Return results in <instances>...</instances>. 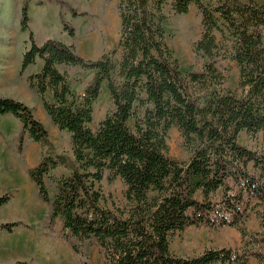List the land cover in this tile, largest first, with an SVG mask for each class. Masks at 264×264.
Returning a JSON list of instances; mask_svg holds the SVG:
<instances>
[{"label":"trees","instance_id":"trees-1","mask_svg":"<svg viewBox=\"0 0 264 264\" xmlns=\"http://www.w3.org/2000/svg\"><path fill=\"white\" fill-rule=\"evenodd\" d=\"M31 1L22 7L21 29L29 40L20 74L44 60L42 71L27 82L52 122L71 135L74 159L56 151L47 128L25 103L0 97V114L21 122L20 151L26 134L45 149L28 173L51 206L50 228L60 219L66 241L95 239L107 264H250L251 257L264 264V234L254 251L248 245L241 253L206 249L184 258L170 249L171 236L190 226L236 227L246 238L243 224L252 204L264 201V147L251 149L239 141L246 132L261 134L264 142V5L257 0H118V47L91 60L80 56L74 44L55 39L38 44L29 25ZM192 5L203 25L196 53L208 61L201 71L185 73L165 23L170 16L187 14ZM62 24L75 38L74 27L63 18ZM118 51L121 59L115 63ZM222 56L239 67L240 96L225 88L217 66ZM60 65L94 71L82 94L73 92ZM105 84L114 109L93 129L94 105ZM173 126L191 152L188 162L167 154ZM58 167L71 172L56 180L51 200L46 179ZM106 172L110 180L119 177L125 184L126 211L103 205ZM10 199V194L1 196L0 206ZM21 224L1 223L0 229L12 232ZM260 225L264 230V215ZM72 247L81 254L76 244Z\"/></svg>","mask_w":264,"mask_h":264},{"label":"rangeland","instance_id":"rangeland-1","mask_svg":"<svg viewBox=\"0 0 264 264\" xmlns=\"http://www.w3.org/2000/svg\"><path fill=\"white\" fill-rule=\"evenodd\" d=\"M24 1L25 0H0V28H7V33L12 31L11 34L13 39L15 37L14 41L9 38L8 42L13 43L12 54L18 66L14 69L13 59L7 58L13 57L12 55L3 57L0 53V97L4 98L6 97L5 95L15 97L14 93L22 89L25 80L24 73L20 74L22 57L25 52L24 50L22 54L21 43H23V36L25 35L29 40V33L21 29V15ZM241 1L247 2V0ZM257 1L259 4L264 5V0ZM32 2H37L38 5L42 3L45 4L49 12L59 7V23L57 24L55 22L53 24V31L51 32L59 38L58 40H63V42L68 44L70 41L71 44H74L80 56L95 60L118 47L121 32L118 0H32L30 2V8ZM36 5L33 7L35 8ZM167 10H169L168 7ZM32 16L33 19H35L34 14ZM62 18L74 27L76 33L75 38H71L68 33L63 30ZM16 25L19 27L17 32L15 29ZM165 29L168 35L169 45L173 49L182 71L185 73L201 71L208 59L203 54H197L195 49V45L200 40L203 32L201 12L196 5H192L187 14L170 16L165 23ZM31 30L34 33V30ZM7 40L8 37L2 36L0 38V44L1 42H7ZM217 41L220 43L222 42L220 34H217ZM120 59L121 52L118 51L113 57V60L115 63H118ZM217 66L225 76V88L240 96L242 94V89L240 87L239 67L237 63L229 57L222 56L219 58ZM66 70L68 71L66 72L67 74L70 73L68 79L71 89L75 94H82L86 86L92 80L94 71L83 70L78 66H69ZM12 79H15V82L14 80L12 81ZM9 83L13 84V87L9 90L11 93L7 89L11 87ZM113 109L114 106L110 99L109 90L105 84L102 88L100 98L94 105V121L91 125L92 128L96 129L100 121H102ZM45 127L49 132L50 140L56 151L58 153L67 154L74 159L71 135L67 131H61L52 120L46 123ZM20 132L16 135L15 139L12 140L17 153L27 152L28 150L27 144L29 142L25 144V137L22 150L20 151L18 149ZM1 134L2 131L0 130V135ZM166 141L168 147L167 154L169 156L181 162L189 161L191 152L185 147L182 134L177 127L173 126L169 130ZM239 141L242 145L251 149L260 150L264 147L261 134L249 135L246 132H242ZM44 151L45 149L40 144L38 150H28L31 157V168L38 165ZM70 172L71 171L67 168L58 167L52 171L50 177H47L46 182L51 200L53 199V191L56 190V180L68 176ZM101 187L104 194L103 205L114 210L119 209L121 211H126L129 209V202L125 196L126 186L121 178L118 177L110 180L109 173L106 172ZM39 200L37 203H41L38 207L42 211L43 217H49L51 206L43 202L40 196ZM263 215L264 201L255 200L243 224V227L249 232V236L246 238L242 236V233L236 227L226 226L213 228L204 225L190 226L184 231L176 232L171 236V252L178 257L188 258L196 257L206 249L230 248L240 253L247 245L248 248L253 251L259 249V243L264 234V230L260 225L261 216ZM60 221L61 220L58 219V224ZM55 226L52 230L55 229ZM252 234L254 235L252 236ZM64 241L63 264H107L105 252L95 239L78 240L76 238H71L70 241H66L65 239ZM72 244L78 246L81 254L73 249ZM28 263L32 264L30 262ZM249 263L259 264L254 257L250 258Z\"/></svg>","mask_w":264,"mask_h":264},{"label":"crops","instance_id":"crops-1","mask_svg":"<svg viewBox=\"0 0 264 264\" xmlns=\"http://www.w3.org/2000/svg\"><path fill=\"white\" fill-rule=\"evenodd\" d=\"M34 3H31L30 8V27L34 30L36 42L41 45L49 39L58 40L59 38L51 31H53V24L55 22L57 24L59 23V7L49 12L45 4L38 5L37 2ZM34 5H36L35 8L33 7ZM33 14L35 19H33ZM15 29L17 32L19 27L16 25ZM6 30L7 28H0V38L2 36L8 37L7 42H1L0 44V53L3 57H7L8 55L13 56V43L8 41L9 38L13 41L15 39V37L14 39L12 37V31L7 33ZM27 41L28 39L24 35L23 43H21L22 54L26 50L27 46L25 45H27ZM59 41L63 42V40ZM69 44H71L70 41ZM7 58L13 59L14 69L18 67L15 63L14 56ZM43 67L44 60L37 59L34 64L28 66L24 71L25 80L22 89L14 93L15 97L5 96L28 105L32 108L35 117L37 116L45 125L49 123L51 118L45 112L46 110L39 95L27 84L28 76L41 72ZM67 67L69 66L60 65L59 70L61 72H68L66 70ZM13 80L15 82V79ZM9 85L11 87L7 88L8 91L13 87V84L9 83ZM9 92L11 93V91ZM46 97L48 100H52L50 92L46 94ZM0 130L2 131L0 135V197L5 194L11 195L10 201L0 206V224L12 222L22 223L20 226L14 228L12 232L0 229V264H10L16 261H27L32 264H63L65 241L63 238L62 222L60 221L58 224L57 219L55 229L52 230L50 228L49 217H43V213L38 207L41 204L40 202L37 203L39 200V190L28 173V170L32 166L28 150H38L39 144L32 141L28 135H25V144L29 142L27 144V152H16L12 140L22 130V124L13 115L0 114ZM55 194L56 190L53 191V198Z\"/></svg>","mask_w":264,"mask_h":264}]
</instances>
